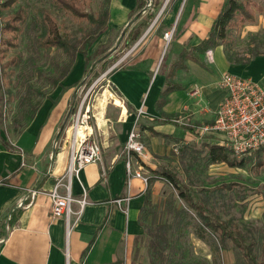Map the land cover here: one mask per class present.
<instances>
[{"label":"crops","instance_id":"1","mask_svg":"<svg viewBox=\"0 0 264 264\" xmlns=\"http://www.w3.org/2000/svg\"><path fill=\"white\" fill-rule=\"evenodd\" d=\"M191 1L183 10L177 34L168 43L170 46L175 42L169 69L163 68V38L156 33L145 38L130 59L111 73L125 111L119 103V131L106 141L102 161L86 165L79 178L72 181L76 199L73 211L80 209L78 200L83 198L84 188L87 203L69 231L64 217H52L49 195L56 181L64 177L70 161L66 137L59 148L55 147L56 136L63 139L65 134L62 127L67 115V95L55 104L46 100L24 129L7 132L9 138L0 130V264H133V253L142 244L144 234L140 212L148 198L158 202L155 196L159 193L156 195L158 181L146 184L133 176L128 184L122 151L129 130L137 123L149 152L146 169H156L166 140L188 141L196 136L181 122H210L214 118L226 94L217 85L223 72L256 81L264 79V53L246 64H234L227 59L224 47L218 46L200 54L199 61L184 60L172 75L176 80L175 76L182 74L176 81L179 88L171 89L166 101L161 102L169 88L172 66L183 51L191 50L209 35L226 0ZM137 4L138 0H111V24L118 28L127 26ZM84 70L85 61L83 73ZM157 71L159 75L155 77ZM76 72L74 69L69 77L74 78ZM196 85L201 91L197 96L192 94ZM141 109L143 112L138 115ZM176 127L186 128L188 134L177 136ZM218 136L208 135L222 144ZM134 168L139 170L137 160ZM141 172L145 174L143 169ZM30 189L38 190L34 199ZM127 195L131 199L126 211V205L120 207L116 199ZM13 217L16 220L12 224Z\"/></svg>","mask_w":264,"mask_h":264},{"label":"rangeland","instance_id":"2","mask_svg":"<svg viewBox=\"0 0 264 264\" xmlns=\"http://www.w3.org/2000/svg\"><path fill=\"white\" fill-rule=\"evenodd\" d=\"M45 1L18 0L11 7L4 8L7 16L18 5H22L29 12L30 17L27 22L22 23L17 48H10L4 58L1 57L3 46L0 39V81L3 85L0 92V130L4 137L9 138L7 132L21 131L26 127L25 123L28 117L25 111L28 99L32 98L34 102L40 103L38 110L46 100L49 99L51 103L55 104L64 95H67V115L62 127L65 134L63 139H60V135L56 136L55 147L59 148L63 144L67 134L65 129L70 123L71 115L83 103L84 109L87 106L90 107V125L93 127V132L103 151L109 136L116 135L119 131L118 121L121 117L119 103L125 111L122 99L114 88L111 78L112 71L124 65L139 49L145 38L156 33L163 38L162 59H165L163 68L168 66L169 69L175 42L170 46L168 43L180 28L184 8L189 1V3L192 1L186 0L182 12L178 15L184 0L174 10L167 8L170 0H160L157 5L156 0H143V7L133 13L127 26L118 28L110 22L109 29L97 36L89 49L90 63L85 74L82 72L85 61L83 53L73 51L72 55H69L62 48L46 49L40 46L38 23L41 21V16L38 13L39 9L44 6L49 8L59 24L60 31L71 42L77 44L79 51L84 49L86 40L92 36L91 33L96 32L95 23L56 6H50ZM81 2L87 11L95 15H101L105 4V0H81ZM249 2L251 8L261 7L262 11H257L254 14L255 21L246 23L236 33L239 44L237 49L243 53L246 51L245 42L249 39V35L264 31V0H249ZM150 12L154 13V19L148 27L143 28L142 36L130 48H127L125 40L129 32ZM167 32L172 33V36L169 35V39L165 37ZM8 35V32H3L0 37L4 38ZM96 50L99 53H95ZM13 59L14 62L11 63L10 61ZM104 60L107 61V67L102 69ZM9 62L10 64H7ZM74 69H77L75 77L70 78L69 75ZM64 71H67V74L63 76ZM158 73L159 71L156 72L155 77L159 75ZM57 77L58 84H54L53 79ZM175 77H177L176 80L171 76L170 84L178 83L176 81L182 77V74L179 73ZM37 90H40L42 94H39ZM112 95L116 98L109 97ZM175 134L181 137L186 136L188 130L176 127ZM141 140L146 144L145 139ZM208 142L217 143L208 136L202 138L194 136L188 141L166 140L165 152L159 156V159L156 158L159 160L156 161L158 164L169 165L187 183H190L196 197L203 195L204 188H218L215 198H212L213 208L225 219H234L236 226L253 243L258 258L264 261V147L241 156L234 154L238 159H245L242 166H231L225 162L209 165L203 163L199 166L193 162L192 155L204 154L208 149L206 146ZM143 171L149 175L148 184L158 181L156 195L159 193V196L157 198L155 196V199H158L155 204H158L156 211L159 212V218L162 219L164 215L161 214V202L174 199V194L177 191L167 181L155 178V174H152L149 169L144 167ZM229 185L230 187H228ZM181 202L183 203V201ZM168 215L171 220V214ZM159 218L157 217L156 220ZM188 230L186 245L190 248L194 258L207 260L212 264H245L241 250L231 240L226 241L225 248H221V244H219V249L214 252V247L209 242L194 236L192 226H189ZM148 243V239H145L140 247L135 249L132 258L133 264H149Z\"/></svg>","mask_w":264,"mask_h":264},{"label":"trees","instance_id":"3","mask_svg":"<svg viewBox=\"0 0 264 264\" xmlns=\"http://www.w3.org/2000/svg\"><path fill=\"white\" fill-rule=\"evenodd\" d=\"M18 0H5L3 7H11ZM47 4L56 6L66 12H70L75 16L94 22L96 32L91 33V38L86 40L83 50H78L76 43L71 42L59 28V24L53 17L52 12L46 6L39 9L41 21L38 23L40 30V46L51 48H62L67 54L72 55L75 51L81 52L85 56V70L87 71L90 63L89 49L91 48L97 36L105 33L110 27V2L105 0L101 15H95L87 11L82 5L81 0H46ZM160 0H156V5ZM182 0H170L168 3L169 10L178 8ZM143 7V0H138L135 11ZM4 9V10H5ZM6 11V10H5ZM261 12L262 8H251L249 0H226L220 14L214 20L213 26L209 35L203 39L199 45L193 47L191 50H185L180 56L179 61L174 65L171 76L175 70L181 67L183 61L191 58L199 61L200 54H205L218 46L224 47V52L227 59L234 64H246L254 57L264 53V31L263 33L257 32L249 35V39L245 42V52L237 49L238 41L236 33L239 32L248 22H254L256 12ZM133 12V13H134ZM131 14V16L133 15ZM6 15V12H5ZM130 16V17H131ZM154 13L150 12L136 27L132 28L128 37L125 40L127 48H130L143 34L144 27H148L154 19ZM29 12L22 5H18L6 16V25L0 30L8 32V36L0 37L1 57L4 58L10 48H17L19 33L22 30V23L27 22L29 19ZM95 36V37H94ZM99 53L98 50L95 53ZM14 62V59L10 61ZM7 63V64H10ZM123 66V65H121ZM120 66V67H121ZM107 67V61L104 60L102 69ZM119 67V68H120ZM116 70V69H115ZM114 71V70H113ZM112 71V72H113ZM67 74L64 71L62 75ZM98 74V73H97ZM58 82V77L53 79V83ZM58 84V83H57ZM33 88L32 85H30ZM3 85L0 81V92ZM179 88V85L172 83L167 88L162 96V101H166V97L171 89ZM38 91V90H37ZM39 94L42 92L39 90ZM1 101V97H0ZM39 102H34L32 98L28 99V106L26 113L28 120L25 125L34 117ZM1 115V114H0ZM184 127L193 130L191 126L185 125ZM207 151L204 154L196 153L192 155L193 162L199 166L203 163L205 165L225 162L231 166H242L245 159H238L233 150L223 144L207 143ZM155 178L167 181L176 191L174 199H167L161 202L160 208L162 209L163 218H159L155 204L151 199H147L146 203L140 212L139 221L144 226V234L142 240L148 239V248L150 252L149 264H212L207 260L194 258L191 250L186 245L187 236L189 233L188 227H193V234L195 237L207 241L214 247V252L221 248H225L227 240H231L242 252L245 264H264L255 252L254 245L249 241L248 236L242 232L237 226L234 219H225L220 213L213 208V199L216 196L217 189L204 188L203 195L196 197L192 191L191 184L187 183L173 168L164 163H159L156 169L148 167ZM230 187V185L228 186ZM213 198V199H212ZM183 201V203L181 201ZM171 214V220L169 215ZM159 220H156V218ZM12 220V221H11ZM10 222L13 224L16 218L13 217ZM218 243V244H217Z\"/></svg>","mask_w":264,"mask_h":264},{"label":"built area","instance_id":"4","mask_svg":"<svg viewBox=\"0 0 264 264\" xmlns=\"http://www.w3.org/2000/svg\"><path fill=\"white\" fill-rule=\"evenodd\" d=\"M3 3L4 0H0V30L5 27L7 20ZM1 33L0 31V35ZM172 33L167 32L166 39H169ZM217 85L224 89L226 94L219 103L214 118L210 122L188 123L181 122L180 119H175V121L191 126L198 138L219 135L222 144L230 147L238 156L263 148L264 79L256 81L250 77L239 76L226 71L220 75ZM200 92V86L198 85L192 90V94L196 96ZM142 112L141 109L138 115ZM90 117V107L87 106L84 109L83 103L71 115L70 123L65 129L67 142L71 150L69 165L64 177L58 179L49 192L52 217H64L68 231L78 221L87 203V190L84 188L83 198L78 200L80 209L77 212L73 211L72 204L76 199L72 193V181L74 177L79 178L80 171L86 165L102 161L103 156L102 146L93 132V127L90 125ZM82 127L85 129L84 133L80 135L79 130ZM122 153L125 156L128 184L133 176L140 177L147 184L149 175L142 173L141 170L144 167L146 168L149 152L141 140L137 123H134L129 130ZM136 160L139 164V170L134 168V161ZM29 192L32 199H34L38 190L30 189ZM130 199L131 195H127L116 199V202L120 207L126 205L124 209L127 211ZM73 215H76L75 219L72 218Z\"/></svg>","mask_w":264,"mask_h":264},{"label":"bare ground","instance_id":"5","mask_svg":"<svg viewBox=\"0 0 264 264\" xmlns=\"http://www.w3.org/2000/svg\"><path fill=\"white\" fill-rule=\"evenodd\" d=\"M84 127H82L80 130H79V134L82 135L84 133Z\"/></svg>","mask_w":264,"mask_h":264},{"label":"water","instance_id":"6","mask_svg":"<svg viewBox=\"0 0 264 264\" xmlns=\"http://www.w3.org/2000/svg\"><path fill=\"white\" fill-rule=\"evenodd\" d=\"M185 1H186V0H184V1H183V3H182V6H181V9H180V12H181V10H182V8H183L184 4H185ZM180 12H179V14H178V15H180ZM172 31H173V30H172Z\"/></svg>","mask_w":264,"mask_h":264}]
</instances>
